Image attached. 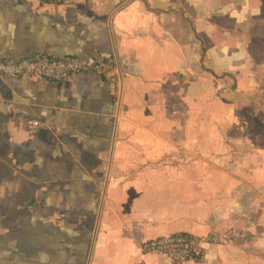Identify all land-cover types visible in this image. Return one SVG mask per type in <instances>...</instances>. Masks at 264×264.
<instances>
[{
    "label": "crops",
    "instance_id": "crops-1",
    "mask_svg": "<svg viewBox=\"0 0 264 264\" xmlns=\"http://www.w3.org/2000/svg\"><path fill=\"white\" fill-rule=\"evenodd\" d=\"M36 51L121 80L0 75V264H264V0H0V57Z\"/></svg>",
    "mask_w": 264,
    "mask_h": 264
},
{
    "label": "built area",
    "instance_id": "built-area-1",
    "mask_svg": "<svg viewBox=\"0 0 264 264\" xmlns=\"http://www.w3.org/2000/svg\"><path fill=\"white\" fill-rule=\"evenodd\" d=\"M66 3L70 0H40ZM94 70L108 80L116 83L121 80L120 64L114 56L89 55H51L36 51L23 57H0V75L5 77L36 76L53 80L66 78L72 72ZM39 118L27 119L30 127L41 125ZM247 235L240 229L230 226L220 232L196 234L178 231L165 235L149 237L142 241L144 251L158 252L175 261L201 259L208 246L217 241L246 240Z\"/></svg>",
    "mask_w": 264,
    "mask_h": 264
},
{
    "label": "rangeland",
    "instance_id": "rangeland-1",
    "mask_svg": "<svg viewBox=\"0 0 264 264\" xmlns=\"http://www.w3.org/2000/svg\"><path fill=\"white\" fill-rule=\"evenodd\" d=\"M246 235L250 237L249 238L250 240H254V238H256V237H253V235H256L255 233L246 232ZM262 241L263 239H259V242H262ZM222 243L226 245V244H236V243H241V242H222ZM263 256H264V253H263ZM263 260H264V257H263Z\"/></svg>",
    "mask_w": 264,
    "mask_h": 264
}]
</instances>
